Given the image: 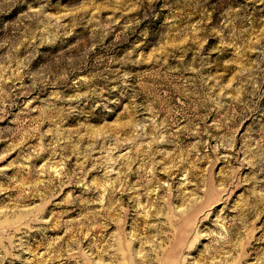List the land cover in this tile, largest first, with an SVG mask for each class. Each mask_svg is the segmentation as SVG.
Returning <instances> with one entry per match:
<instances>
[{
  "label": "rangeland",
  "instance_id": "374dc122",
  "mask_svg": "<svg viewBox=\"0 0 264 264\" xmlns=\"http://www.w3.org/2000/svg\"><path fill=\"white\" fill-rule=\"evenodd\" d=\"M0 264H264V0H0Z\"/></svg>",
  "mask_w": 264,
  "mask_h": 264
}]
</instances>
